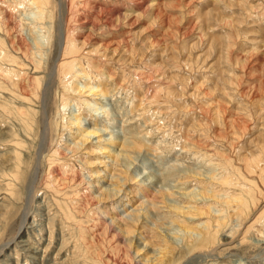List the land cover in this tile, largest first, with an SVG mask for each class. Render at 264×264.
<instances>
[{"label": "rangeland", "instance_id": "obj_1", "mask_svg": "<svg viewBox=\"0 0 264 264\" xmlns=\"http://www.w3.org/2000/svg\"><path fill=\"white\" fill-rule=\"evenodd\" d=\"M39 5L46 8L44 20L33 0H0V264H141L145 254L131 239L146 243L152 237L147 228L158 223L173 245L182 244L178 223L189 222L171 206L196 205L185 192L203 194V188L216 198L197 200L199 207L226 216L219 234L237 242L185 264H264V0ZM71 50L92 78L82 75L75 84L107 93L98 103L70 99L62 107L58 79L45 97L46 74L61 75L58 67ZM64 109L100 128L102 140L114 133L122 141L112 171L135 174L129 188L148 196L145 228L131 233L133 224L114 221L124 214L119 202L92 201L91 169L80 157L98 162L99 139H91V152L67 148ZM225 176L229 184L217 183ZM241 193L246 208L222 204ZM236 224L239 233H233ZM153 239L148 250L159 245Z\"/></svg>", "mask_w": 264, "mask_h": 264}, {"label": "bare ground", "instance_id": "obj_2", "mask_svg": "<svg viewBox=\"0 0 264 264\" xmlns=\"http://www.w3.org/2000/svg\"><path fill=\"white\" fill-rule=\"evenodd\" d=\"M42 1L43 0H33V3L35 2L38 5V11L42 15V16H40V19L44 20L45 14H46V11H45L46 8L43 9L42 6L39 5V3H42ZM60 32L63 33V30L60 31ZM60 38H61V36H60ZM110 44L111 43H109V46H110ZM102 45H103V43H102ZM36 46H38L39 49H41L40 45H39V42L37 43ZM119 47H120V44H119L118 48ZM75 48L78 49L77 47H75ZM96 48H98V47H96ZM76 49H74V47L72 48V50H76ZM72 50L69 53L68 52L66 53L67 55L70 54L69 55L70 57L66 56L65 60L63 62H60L61 63L60 66L58 65L59 66L58 67V71H62L61 75L57 74V75L54 76L53 75L54 72L52 71L53 69L46 74L48 76V78L50 77V79L45 84V90H44V93L48 94L45 97L50 96L51 87H53V84L55 85L54 82L56 81V79H58V81L61 83L60 93H61V99H62L61 101L63 102L62 103L63 104L62 107H65L66 109L68 108V106L70 104V102H69L70 99L72 101L73 100L74 101H81V102L84 101L85 104H87L88 106H91L92 103H95V102L98 103L99 102L97 100L99 98H101L100 95L107 94L106 92H104L103 89H100V88L95 87V86H90L86 82L84 83V85L82 84L83 85L82 87L80 85L75 84V80L80 79L82 77V75L88 76L89 79H92V78L90 76L91 73L88 72V71H85V69H84L85 67L83 68V65L82 66L80 65L83 62L82 61L80 62L79 59H76V57L73 56V53H76L77 51L73 52ZM111 50H112V48H111ZM95 51H96V49H95ZM99 51L101 53V50H99ZM41 52H44V51H41ZM41 52H40V54H42ZM103 52H104V50H103ZM64 63H66V64H64ZM41 64H43L42 61H40L39 64L37 65L38 68H39V66L41 67ZM90 65H92V64H90ZM94 66H96V65L94 64ZM80 80H82V79H80ZM83 82H84V80H83ZM84 95L86 97L83 98V100H82V96H84ZM98 96H99V98H97ZM91 98H94L93 100H95V102L93 100H91ZM43 100L45 101L44 97H43ZM47 100H46V103H47ZM43 104H41V105H43ZM98 108L99 109L105 108L104 107V102H102V104ZM98 108H95V109L92 108V110L93 111H98ZM66 109L63 110V111H65L64 114H61V116L63 117V121H62L63 124H62V127H60V128H61V132H62L61 136L62 137L65 136L64 138H62L61 141H62L63 144L67 145V148L69 147V149L72 152H76V153L77 152L81 153L84 149H87L88 151L91 152V151H94L93 148L91 147V145H93V143H92L93 140H91V139H94V138H98L99 139L98 143L96 142L99 145V147H100L99 150L96 152V155L99 157L98 162H96L97 160L96 161H87L86 160L87 158L85 159L83 157H80V160L83 163V166L87 165L91 169V170H88L89 171L88 177L90 178V180L87 183L89 184V186L94 185L95 189L92 186L91 187L94 189V191L96 190L95 193H92L93 195L91 194L92 195L91 199H93L92 201L95 202L97 200L100 203H101L102 200L114 201V203L119 202L120 203V207L124 208V209L122 208L124 211L121 210V211H123L124 214L122 216L117 215L116 217H113V220L114 221L119 220L120 222L121 221L125 222L126 225L129 224V225L132 226V224H133L134 225V230H132L131 233L132 232L135 233L136 231H138L142 227L145 228V224H144L143 220L141 221V219H142L143 216L145 217V219L147 218L146 217V214H147L146 213V208H145L144 205L146 203V200H148L147 199L148 196L145 195L143 197L141 195V191H140V194H139V191L132 190L131 188H129V187H131L130 185L132 184V183H130V181L133 180L136 177V176H134L135 174H133L132 178H130V176H128V174L123 177L122 175H117V173L114 174L113 171H112V170H114L115 163H117V156L124 152L123 148H119V146H118V143H119V140H117L118 138L116 137V135L114 133H113V135L105 133L107 136H111V137H110V139H109V137H107V139H109L108 141H107V139H104L105 137L103 138L104 140H102L101 135H103V133L101 135H99V133L102 132L100 130V128L98 129V127H96V126H90V127L89 126H85V124H83V120H84L83 117H81L79 114L78 115L77 114H75V115L74 114H69L66 111ZM81 110L83 111L82 108H81ZM59 112H60V110H59ZM96 114H98V113H96ZM107 114L109 115V113H107ZM0 135H1V133H0ZM41 138H42V136H41ZM43 143L44 142L42 141L41 144H43ZM116 143H117L118 147L115 146ZM60 144L61 143H59V145ZM120 144H122V141H120L119 145ZM124 145H126V144H124ZM136 145H137V143H136ZM60 146L62 147V145H60ZM138 146H140V145H138ZM138 146H136L137 149H138ZM43 147H41L40 149L42 150ZM115 147H117V148H115ZM122 147H123V145H122ZM142 147L140 146V148H142ZM112 148H114V149L112 150ZM44 157H47V155H45ZM46 161H47V159H46ZM39 163H41V161ZM46 163H48V166H49L48 170H50V172H53L52 169H53L55 164H54V161H52V157H50ZM214 166H215V164H214ZM55 168H56V166H55ZM195 171H196L197 174H199L197 170H195ZM191 172H193V170ZM197 174H196V176H197ZM225 177H226L225 181H223V178L219 177L218 180H217V183H220V184H223V185L229 184L228 183V179H227L228 177L227 176H225ZM83 179L84 178H82V181H80V179H78V181H77L76 178H74L75 181H73L72 183H76V182L80 181L79 185H81L82 182H84ZM215 179H216V176L213 178V180H215ZM85 180H86V178H85ZM209 190H207V188L206 189L203 188L202 189V193L204 195L201 194V193H197V195H195L194 193L191 194V193L185 192L190 198L189 202L193 199V202L197 203L196 205L192 204V205H189V206H187V205L184 206L182 204H177V205H172L171 206V208H173L174 211L178 210L179 213H182L184 219L189 222V223H186L184 221H179V223H178L179 227H180V229H182L183 235H184V238H183L184 240H182L183 242H181L182 244H178L177 246L173 245V243L169 240V238L167 236L163 235V231L161 230L163 225L162 224L159 225L158 223L157 224L155 223L154 225L149 226L147 228V230H149V233L151 232L150 234L154 238L153 239L154 242L156 241V239H159L158 242H156V243L159 244L158 247H156V245H155V248L151 247V250H148L149 245L153 244L152 240H151L152 237H150V235L148 236V234L145 235L147 233V231L144 234L142 229H141L140 234H144L145 236H148V238H149V239L146 240V243H141L140 244V241H136L134 238L131 239V241H130L131 245L133 243H134V245H137V249L138 250L136 252L140 253V251H143L144 254H145V255L143 254L144 256L142 257V261L140 262L141 264H177V263L178 264L179 263L185 264L186 262H190L191 260H192L191 262H194V261H196V259H194V258H198V257L203 256L204 255L203 253H207V254L211 253V254H213V251H216L215 249L218 250V247H221V246L224 247V245L225 246H230V245H233L235 243L236 240L233 239V238H230L229 234L228 235L224 234V236L219 234V232L221 233L224 230V226H225V219L224 218L226 216L225 217H216L210 211V209H211L210 206H208L206 209H203L204 206L203 207H201V206L199 207V205H198L199 202H200L199 199L201 200L203 198L204 200H206V199H210V198H216V195L214 193H210V192H213V190L212 191L211 190L209 191ZM90 191H91V189H90ZM161 192H162V195L165 197V195H164L165 192L164 193H163V191H161ZM140 195L142 197H140ZM241 195H242V193L240 195L236 196V197H233V196H230V195L226 196V198L224 199V202L222 204H225V205H228L229 207H231V206L234 205V204H232V202H235L238 205H242V206L245 205L244 207L246 208L247 207L246 205H248V203L246 202V200L243 199L244 197L242 198ZM199 196H200V198H198ZM110 199H112V200H110ZM197 200L199 202H197ZM91 204H92V202H91ZM151 204H153V203H151ZM40 205H42V204L40 203ZM128 206H130L132 208H130ZM245 208H244V210H245ZM244 212L247 214L248 210L246 209V211H244ZM203 215L207 216V220L206 221H197V219H201V217ZM26 218L27 217L25 216V218L23 220L22 227L24 226ZM215 221H216V223H215ZM190 223H192V224H190ZM114 224L117 225L118 222H116ZM234 225H235V223H234ZM119 226H120V231L122 233H126V235H128L129 231H126L121 225H119ZM237 226H238L237 229H235V228L232 229L231 228L232 226L230 227V229L233 230V233L234 232L235 233H239L240 225L238 224ZM132 229H133V226H132ZM232 230H230V232H232ZM215 234H217V235H215ZM219 235H220V238L217 237ZM231 236L235 237L236 234L235 235L231 234ZM18 237L22 238V235L18 236ZM174 237H176V236H174ZM146 238L144 237L143 239H146ZM137 239H138V237H137ZM12 241H13V239L10 240V242H12ZM159 241H160V243H159ZM10 242L6 243L5 246L9 247ZM17 242H15V243L17 244ZM20 242L21 243H25L24 246H26L28 244L27 240L26 241L25 240H21ZM1 250L2 249H0V252H1ZM32 251H33V249H32ZM261 251H263V248H262ZM34 253H36V252L34 251ZM216 255H218V254H216ZM116 262H114V264H117Z\"/></svg>", "mask_w": 264, "mask_h": 264}]
</instances>
